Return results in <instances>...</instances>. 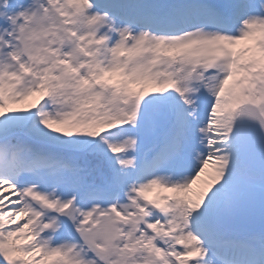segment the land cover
Masks as SVG:
<instances>
[{
  "label": "snow or ice",
  "instance_id": "obj_1",
  "mask_svg": "<svg viewBox=\"0 0 264 264\" xmlns=\"http://www.w3.org/2000/svg\"><path fill=\"white\" fill-rule=\"evenodd\" d=\"M0 264H264V0H0Z\"/></svg>",
  "mask_w": 264,
  "mask_h": 264
},
{
  "label": "rangeland",
  "instance_id": "obj_2",
  "mask_svg": "<svg viewBox=\"0 0 264 264\" xmlns=\"http://www.w3.org/2000/svg\"><path fill=\"white\" fill-rule=\"evenodd\" d=\"M195 187V186H194Z\"/></svg>",
  "mask_w": 264,
  "mask_h": 264
}]
</instances>
